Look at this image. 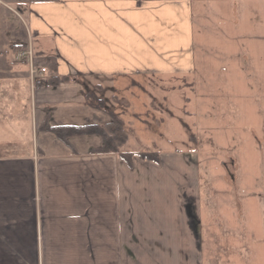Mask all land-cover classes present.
<instances>
[{"label":"crops","instance_id":"1","mask_svg":"<svg viewBox=\"0 0 264 264\" xmlns=\"http://www.w3.org/2000/svg\"><path fill=\"white\" fill-rule=\"evenodd\" d=\"M193 15L190 0H0V264H197L201 221L188 223L178 201L181 217L150 229L144 204L135 211L116 189L133 174L149 180L172 153L128 166L91 152L97 136L70 147L42 128L108 121L92 101L101 82L194 73ZM26 46L37 65L53 59L55 75L70 78L52 84L47 72L33 84L17 55Z\"/></svg>","mask_w":264,"mask_h":264},{"label":"rangeland","instance_id":"2","mask_svg":"<svg viewBox=\"0 0 264 264\" xmlns=\"http://www.w3.org/2000/svg\"><path fill=\"white\" fill-rule=\"evenodd\" d=\"M190 1L194 73L117 77L92 93L123 118L122 151L174 156L149 180L133 174L116 189L135 211L144 204L150 229L180 218V203L188 223L201 221L197 264H264V0ZM180 249H190L186 239Z\"/></svg>","mask_w":264,"mask_h":264},{"label":"trees","instance_id":"3","mask_svg":"<svg viewBox=\"0 0 264 264\" xmlns=\"http://www.w3.org/2000/svg\"><path fill=\"white\" fill-rule=\"evenodd\" d=\"M36 62L38 63L39 61L36 59ZM44 62L47 72L50 74L49 80L52 84L67 81L70 78L68 76L58 77L55 75V62L53 59H46ZM96 101L97 103L95 104V107H100L102 111H106V114L109 117L108 121L87 122L78 125L61 124L54 126H49L44 122L42 128L51 131L57 139L68 146H70L69 139L71 137L84 135L97 136L100 142L97 146L91 148V152L115 153L128 166L132 164V160L135 156L143 160H150L155 163L159 162L158 151H122L121 147L125 144L128 138V130L125 128L123 118L120 114L105 108L102 101Z\"/></svg>","mask_w":264,"mask_h":264},{"label":"built area","instance_id":"4","mask_svg":"<svg viewBox=\"0 0 264 264\" xmlns=\"http://www.w3.org/2000/svg\"><path fill=\"white\" fill-rule=\"evenodd\" d=\"M19 57L24 58L30 65V71L32 75V83L35 85L46 84L45 75L47 73L46 66L37 65L35 52L31 46H26L23 49H20L17 54Z\"/></svg>","mask_w":264,"mask_h":264}]
</instances>
